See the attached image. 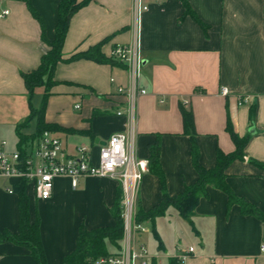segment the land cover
<instances>
[{
	"label": "crops",
	"instance_id": "crops-1",
	"mask_svg": "<svg viewBox=\"0 0 264 264\" xmlns=\"http://www.w3.org/2000/svg\"><path fill=\"white\" fill-rule=\"evenodd\" d=\"M61 1L31 0L48 40L55 37ZM142 1L150 8L139 24L137 0H92L72 16L63 48L65 61L55 69L57 83L48 99L46 122L91 131L95 137L59 131L66 134L70 148L83 144L96 150L116 132L132 133L136 155L147 159L150 145L159 137L167 192L173 196L198 179L181 107L193 110L200 162L206 168L215 166L218 148L226 153L235 150L226 129L230 120L239 135H249V142L245 160L227 168V181L238 196L264 213L263 171L251 163L252 159L264 162V0H189L208 25L207 33L191 16L183 17L180 0ZM6 9L10 13L0 16V140L10 141L12 127L17 129L30 115L22 73L36 69L49 46L25 1L0 0V14ZM137 38L143 59L139 86L147 94L137 98L132 127L129 115L116 114L125 106L118 88L131 85L125 66L116 59L114 64L69 59L101 42V51L113 58L116 46L131 45ZM223 87L227 95L222 94ZM36 93L44 94V88ZM119 189L115 179L85 177L76 188L68 178L56 179L48 200L28 191L31 214L37 210L40 215L47 264H61L75 249L81 225L92 229L114 223L110 209ZM162 195L160 178L149 171L140 187L137 210L151 209ZM147 224L153 233L152 223ZM19 226V196L0 188V231L16 233ZM155 228L161 244L153 233L158 247L151 253L152 264H264V220L243 214L238 204L228 209L226 194L214 187L200 200L191 220L171 206L155 220ZM185 236H192L196 245L181 248ZM138 241L147 246L144 234ZM190 247L193 253H188ZM184 254L188 257L183 260ZM0 264L36 261L25 246L0 241Z\"/></svg>",
	"mask_w": 264,
	"mask_h": 264
},
{
	"label": "trees",
	"instance_id": "trees-1",
	"mask_svg": "<svg viewBox=\"0 0 264 264\" xmlns=\"http://www.w3.org/2000/svg\"><path fill=\"white\" fill-rule=\"evenodd\" d=\"M27 3L31 13L39 20L42 26V37L49 46V50L41 57L40 65L29 72H23L25 86L29 94L30 115L27 119L18 125L17 133L19 137L18 149H22L34 137L41 134L44 130H52L55 132L65 133H81L91 138H95L91 131H81L73 128H64L59 125L47 123L45 114L48 99L51 95L52 87L57 83L55 80V69L58 63L65 61L63 58L64 43L68 34L70 21L72 16L82 7L90 3L92 0H62L59 4L58 20L55 29V37L48 40L45 35L44 22L41 15L35 10L31 0H23ZM184 6L183 17L191 16L207 33L208 25L203 23L189 0H180ZM103 42L90 48L85 52H81L72 56L69 60L89 59L98 63H112L115 59L107 57L102 51ZM39 87L44 88L42 103L39 108H35L32 104V98ZM184 131L190 136L191 140V158L195 170L198 173V179L192 184H185L184 189L177 195H170L167 192V180L165 172L160 162V139L150 145L149 171L158 176L161 181L163 191L161 201L149 210L139 209L137 219L140 222L152 223V230L159 244H161L160 236L155 228V220L166 214L169 207H175L179 213L186 219L191 220L196 207L202 198L209 196L211 187L223 191L227 196L228 209L233 204H238L241 211L245 215H254L264 220V213L245 197L238 196L230 187L226 172L231 163L236 160H245V148L249 142V135H239L228 121L227 131L230 134L235 150L232 152H224L220 148L216 151V164L212 168H206L200 162V147L197 141L195 118L191 108L181 107ZM251 117L254 116V108L250 111ZM32 120H36V129L31 134H25L22 130L29 126ZM251 163L259 167L264 175V162L252 159ZM15 192L19 196L20 205V226L18 232L9 230L0 231V241H12L25 246L31 256L35 259L36 264H47V258L44 252L41 238V219L38 211L32 215L30 211V198L28 191L30 187L26 181H21L14 186ZM121 191L118 190L117 196L110 209L114 218L111 225L100 226L88 229L85 225H81L76 241L75 249L67 254L61 264H95L100 257L118 254L121 250L122 240L124 237V220L121 213Z\"/></svg>",
	"mask_w": 264,
	"mask_h": 264
},
{
	"label": "built area",
	"instance_id": "built-area-1",
	"mask_svg": "<svg viewBox=\"0 0 264 264\" xmlns=\"http://www.w3.org/2000/svg\"><path fill=\"white\" fill-rule=\"evenodd\" d=\"M149 8L142 0H137L138 24L142 14ZM9 13L6 9L0 16ZM112 57L125 66L131 78L130 86L118 88L119 94L125 98V106L118 109L116 114L129 115L134 127L137 98L147 94V90L139 86L143 67L139 38L131 45L116 46ZM222 94L227 95L228 89L223 87ZM243 102L240 101V104ZM6 147L7 142L0 140V188L9 193H16L14 186L26 181L38 199L48 200L53 196L58 178L70 179L73 188L85 177L115 179L122 195V246L118 254L100 257L95 264H152L154 255L148 252L144 243L138 241L141 234L150 231V226L137 219L140 187L149 172V160L136 155L132 133L116 132L103 143L97 144L96 150L83 144L70 149L58 132L52 130H44L21 150L17 148L10 152ZM193 252L194 247H190L188 253ZM187 257V254L182 255L183 260Z\"/></svg>",
	"mask_w": 264,
	"mask_h": 264
},
{
	"label": "rangeland",
	"instance_id": "rangeland-1",
	"mask_svg": "<svg viewBox=\"0 0 264 264\" xmlns=\"http://www.w3.org/2000/svg\"><path fill=\"white\" fill-rule=\"evenodd\" d=\"M49 50V48H48ZM42 99H43V94H38V93H35V95L33 96L32 98V104L35 108H39L41 103H42ZM36 129V120H32L29 124L28 127L24 128L22 130L23 133L25 134H31L35 131ZM58 135L65 141L66 143V134L64 133H58ZM80 139V138H79ZM5 140V139H4ZM71 140V139H70ZM73 140V139H72ZM74 140H78V139H74ZM7 142V150L8 151H15L17 150V146L19 144V140H18V136H17V129L16 127H12V132H11V140L8 141V140H5ZM87 141V140H85ZM72 149V148H70ZM149 225V224H148ZM146 238H147V250L149 253H152V252H156L157 250V241L156 239L154 238L153 236V233H143ZM141 234V235H143ZM140 237V236H139ZM193 237L192 236H185L183 237L182 239V242L180 244L181 248H185V247H188L190 244H195L196 245V241L195 240H192Z\"/></svg>",
	"mask_w": 264,
	"mask_h": 264
}]
</instances>
